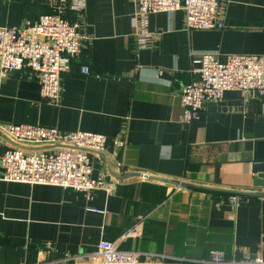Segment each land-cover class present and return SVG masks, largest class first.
<instances>
[{"label": "crops", "instance_id": "1", "mask_svg": "<svg viewBox=\"0 0 264 264\" xmlns=\"http://www.w3.org/2000/svg\"><path fill=\"white\" fill-rule=\"evenodd\" d=\"M221 2L224 28L188 30L183 9L140 14L133 0H0V26L62 10L87 38L62 75L58 104L41 98L27 69L0 77V157L18 142L4 131L10 124L107 137L103 156L93 154L98 187L88 194L0 180V264H96L102 240L166 264H212L211 250L229 262L264 258V196L236 194L234 205L232 193L116 177L264 191L253 185L255 164L264 166V96L228 90L199 121H182L194 55H264V0Z\"/></svg>", "mask_w": 264, "mask_h": 264}, {"label": "built area", "instance_id": "2", "mask_svg": "<svg viewBox=\"0 0 264 264\" xmlns=\"http://www.w3.org/2000/svg\"><path fill=\"white\" fill-rule=\"evenodd\" d=\"M138 13L168 12L183 9L188 30L224 28L221 0H133ZM85 38L79 24L68 19L62 10L27 20L19 28L0 26V77L27 69L39 82L41 98L58 104L61 78L74 59L80 56ZM194 79L181 90L182 121L192 124L201 119L208 101H220L228 90L238 89L264 96V55L229 54L221 59L213 52L192 57ZM82 72L90 73L89 66ZM5 133L18 142L33 145L65 144L102 151L104 134L77 131L66 134L53 126L10 124ZM93 154L81 149L55 147L30 151L10 147L0 157V180L31 185H53L88 194L98 187L94 176ZM229 201L236 204L237 195ZM87 211L104 213L88 207ZM132 228L127 235L136 234ZM96 264H166L164 260L142 259L138 252L120 250L116 242L102 240L91 255ZM204 262L212 264H264L260 255L228 261L220 250H211Z\"/></svg>", "mask_w": 264, "mask_h": 264}, {"label": "water", "instance_id": "3", "mask_svg": "<svg viewBox=\"0 0 264 264\" xmlns=\"http://www.w3.org/2000/svg\"><path fill=\"white\" fill-rule=\"evenodd\" d=\"M0 135L4 136L2 132H0ZM10 142L14 147H19V148L26 149V150H29V149L45 150V149H51L55 147H67V148L81 149V150L90 152L92 154H98L100 156H103L102 151H98V150H94L90 148H82V147H77V146H72V145L55 144V145H42L36 148H29L27 146L19 144L18 142H15V141L13 142L11 141V139H10ZM254 170L258 174V176L254 179L253 185L256 187H263L264 186V172H263L264 166L261 164H255ZM117 175L118 174H116V177L120 179H125V178H129L133 176H140V177L147 178V179H152V180L161 181V182H165L169 184L191 187V188H196V189H201V190L220 191V192H227V193H232L234 195L238 194V195H243V196H264V191L254 192V191L223 190V189H217V188H211V187L200 186L197 184L187 183L181 180H172V179H167V178H162V177H157V176L146 175V174H142L138 172H129V173L123 172L121 175L119 176Z\"/></svg>", "mask_w": 264, "mask_h": 264}]
</instances>
